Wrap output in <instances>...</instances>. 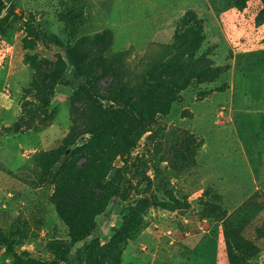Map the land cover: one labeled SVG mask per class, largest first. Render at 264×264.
<instances>
[{
  "label": "rangeland",
  "instance_id": "rangeland-1",
  "mask_svg": "<svg viewBox=\"0 0 264 264\" xmlns=\"http://www.w3.org/2000/svg\"><path fill=\"white\" fill-rule=\"evenodd\" d=\"M11 21L0 34V240L10 241L0 264H70L74 254L79 264H239L244 251L227 256L235 240L255 250L248 264H264V0H0V24ZM79 39L108 44L106 59L124 68L182 44L155 87L177 66L183 77L201 61L226 72L178 93L153 89L147 107L134 93L145 132L108 101L114 80L102 71L94 102L51 80ZM34 80L50 81L46 106ZM124 145L132 150L114 153Z\"/></svg>",
  "mask_w": 264,
  "mask_h": 264
},
{
  "label": "trees",
  "instance_id": "trees-1",
  "mask_svg": "<svg viewBox=\"0 0 264 264\" xmlns=\"http://www.w3.org/2000/svg\"><path fill=\"white\" fill-rule=\"evenodd\" d=\"M60 6H63L60 4ZM78 12L76 13L74 10H67L64 13V16L67 17V19L72 18H78ZM66 19V20H67ZM64 22V20H62ZM67 24V23H66ZM12 21L9 24H0V34L5 37L8 32L10 31L12 27ZM70 32V39L72 40L73 35L75 34L76 27L73 24H70L67 27ZM186 32L183 34V37L185 38V41L190 39L193 35V32L191 29H186ZM177 41V39H176ZM182 44H175L167 43L165 45L159 46L158 50L147 60L146 64L143 66H135L130 67L127 66L124 68L120 62V59L115 60L114 57H110L109 60L106 59L108 57L105 56V53L108 51V48L110 47L108 44H102L100 41H93L91 43H85L84 39H79L77 41L68 42L65 46H63L64 50V58L66 60L65 64L62 61H59V70L56 72L54 71L53 66L50 67L49 72L54 73L55 77H53L51 80L54 81L55 84L64 85L65 87L69 88L71 91L75 92H82L86 97H90L92 99V102H94V97H98L99 92H97L96 88V81H97V72L102 71L104 74H107L109 77H111L114 80V84L110 88L109 92V99L108 101H111L112 103H115L117 108H127L128 111L126 112V118L131 119L133 116H136V118H140L146 121V124L148 125L146 127L145 132H150L151 125L149 121L147 120L145 114H138L136 115L134 105L135 99H134V93H144L143 98L141 101L145 104V107H147L149 104H153L155 101L154 98V90H160L161 87H155V84L157 82V73L156 68L168 57V54H170L174 48H182ZM196 43L190 44L189 46L185 47L184 49V56L186 55L190 60L193 59L196 51ZM114 58V59H111ZM114 60V61H112ZM198 61H201L200 59ZM206 62V61H205ZM204 61H201L202 65L200 68V71L192 76H182V72L180 70V66H177L173 72V74L170 75V80H172V83L170 82H163V84L167 87L161 88L162 91H171L173 88V91L175 93H178L186 88L189 87L191 83V80L194 78L199 79V82L203 83L204 78L205 80H209L208 82L213 83L215 79L219 77L220 74H224L226 72V69H210V64L205 63ZM192 64V62H191ZM161 66V65H160ZM159 66V67H160ZM56 67V66H55ZM158 67V69H159ZM35 77L37 78V74L39 72V69H35ZM139 77V78H138ZM45 80L43 76L40 77V81ZM41 83V82H40ZM49 83H45L43 86H40L38 89L39 83H32L31 89L34 90V96L36 98V101H38V104H45V97L49 94ZM200 84V83H199ZM222 88H226V85H224ZM42 96V99L39 97ZM134 99V100H133ZM133 101V103L130 104V102ZM145 109V108H144ZM167 113V110H165L162 114L165 115ZM120 116V115H119ZM35 118L31 117L30 122H32ZM148 122V123H147ZM116 123V120H115ZM113 123L109 124L108 121L104 123V128L101 130L100 133L104 132L105 130L112 129ZM20 129L19 126L13 127L14 131H18ZM99 131V128H97ZM103 135V134H101ZM98 138V137H97ZM97 138L94 141H97ZM188 144V143H187ZM125 146V145H124ZM125 150V151H124ZM132 150V147L130 145L125 146L124 149H114V153L117 154L118 151L121 154H126ZM125 152V153H124ZM195 151L191 148L188 149V155L186 158H184L183 155V162L184 159H186V166H191V163L193 162V157L195 155ZM110 168V167H109ZM117 172V171H115ZM116 174L112 177H114ZM227 226V225H226ZM227 232V231H226ZM226 241H230L233 239H237V237L234 236H228L226 233ZM0 244L8 249L10 247V241L8 239H1ZM227 248V256L229 258L230 263L232 261L240 259L239 252L242 250L244 253L245 258L240 259L239 264H248V260L254 255V249H250V245L247 243L241 242L239 240H235L233 242H230L226 244ZM72 262L70 264H79V258L77 255H72ZM27 264H42L33 260H29Z\"/></svg>",
  "mask_w": 264,
  "mask_h": 264
}]
</instances>
